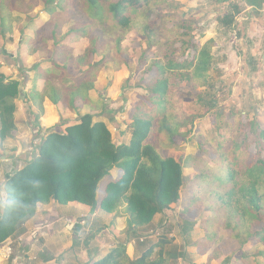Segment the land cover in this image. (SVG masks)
<instances>
[{"label":"trees","instance_id":"trees-1","mask_svg":"<svg viewBox=\"0 0 264 264\" xmlns=\"http://www.w3.org/2000/svg\"><path fill=\"white\" fill-rule=\"evenodd\" d=\"M53 1L43 2L44 11L52 18L58 15L68 17L70 25L55 42L57 24L52 21L53 45L59 41L63 44L55 46L61 51L52 54L48 68L43 69L38 63L30 69L35 74L34 81L40 79L43 83L41 91H33L32 99L42 103L46 98L53 105L79 114L84 106L92 107L89 92L94 88V76L102 67V62L94 60L97 54L95 45L100 39L94 35L95 31L102 29L108 34L130 31L139 24L136 21L141 18L137 17L139 14L153 11L160 2L79 0L77 4H68L67 0H56L53 5ZM232 1H225L232 11H225L218 17L220 24L228 29L237 26L235 15L240 13V8ZM27 2L0 0L2 39L13 32L12 25L19 19L12 13L26 14L29 11ZM242 2L257 13L263 6V0ZM78 12L82 14L76 16ZM197 22L198 19L191 17L174 25L168 31L173 36L164 41V56L151 60L146 71L154 69L155 74L143 86L142 99L130 108L127 125L131 134L127 143L113 140L101 112L100 117L88 112L79 115L74 124L62 131L57 128L49 130L33 145L23 165L2 182L0 246L22 231V226L36 215L38 204L51 202L63 206L77 203L91 213L111 214L114 220L124 218V232L135 237L157 215L178 202L184 185L183 169L194 167L197 175L194 177L196 185L192 203L204 205L205 211L209 212L202 227L212 224L214 228L221 226L230 231L240 247L238 251L252 241V247L262 249H257L251 256L243 251L241 254L235 252V260L241 259V264H264V126L257 121L254 108L241 112L253 117L244 126L232 122L224 110L217 107L216 100L209 97L215 41L208 39L202 45L198 44L194 39ZM144 27L149 29V26ZM26 28L28 26L24 23L17 30L22 33ZM178 29L182 31L178 32ZM242 30L245 31L244 27ZM149 32V36L155 35V31ZM42 39L47 40L46 37ZM74 39L90 42L75 56L71 54L73 47L66 48L64 44ZM176 42L180 44L179 55L184 56L183 59L174 57L178 53L171 46ZM113 43L117 57L120 38ZM60 52L64 56L58 58ZM0 61L5 66H19L3 51L0 52ZM22 85L23 82L8 80L0 73V141L12 137L16 129L14 114ZM187 100H194L207 111L199 115L185 110ZM205 115L211 119L212 137L210 140L200 138L198 143L204 157L207 153L214 155L210 162L197 156H187L181 161L163 153L166 147L188 141L194 122ZM113 168H117L119 174L110 179L109 172ZM102 179L105 182H102L100 195ZM102 229L103 226L95 228V233ZM166 243L171 240H141L138 255L133 257L126 254L124 244L118 243L88 264H168L163 251ZM155 253L157 256L152 258Z\"/></svg>","mask_w":264,"mask_h":264},{"label":"rangeland","instance_id":"rangeland-1","mask_svg":"<svg viewBox=\"0 0 264 264\" xmlns=\"http://www.w3.org/2000/svg\"><path fill=\"white\" fill-rule=\"evenodd\" d=\"M11 1H18L19 3L28 1L27 6L30 9L26 14L12 13L13 17L19 19L12 25V33H7L5 39L0 36V48L6 45L5 48L9 52L7 54L15 55V57L11 56V59H15L19 66L16 64L8 67L12 72L16 71V75L22 76L24 74L26 76L20 82H23V86H21L24 89L23 93L27 94L28 91L25 88H27L28 79L32 80L28 75H32V71L30 72L32 67L30 66L40 63L42 68L46 69L50 66L51 54L61 51L55 46H60L63 43L59 41L57 45H53V39H51L52 21L57 24L54 37V41L57 42L56 40H60V36L67 32L70 25L69 18L59 15L54 18L50 17V14L44 11L43 2L45 0H7V2ZM67 1L68 4L70 2L79 3V0ZM225 1L159 0L160 4L154 6L153 11L142 12L137 16H141L136 20L139 24H136V27L130 31L108 34L105 30H96L94 35L99 36L100 39L95 45L97 54L94 60L102 62V67L94 76V88L89 92L92 107L84 106L79 114L90 112L94 115L98 114L100 117V112L102 115L108 113L110 114L109 118L113 119L112 117H114L121 125L122 123L127 125L130 108L134 102L142 99L145 93L143 86L155 74L154 69L149 72L146 69L151 60L164 56L166 51L164 41L167 37L173 36L168 31L173 29L174 25L177 26L176 24L183 19L193 17V19L199 20L194 27V39L198 41V44L202 45L208 39L215 41V46L212 49L215 60L214 70L210 73L212 87H210L209 97L216 100L217 107L222 108L227 114L226 117L232 122H238L244 126L253 117L252 114L245 115L241 112L243 109L251 110L254 108L257 112V121L264 126V0L261 11L258 13L245 6L242 0H233L232 3L240 8V13L235 15L237 26L231 29L223 27L218 19L225 11L228 13L232 11L230 6L227 8ZM55 2L56 0L52 2L53 5L56 4ZM81 14L78 12L76 16ZM24 23L28 28L24 29L22 33L18 32V26H23ZM145 25L149 26V29H145ZM242 26L245 29L244 32ZM28 30L32 32H29L30 37L25 35ZM149 30L155 31V35L149 36ZM238 30L241 31V34ZM181 31L178 29V32ZM20 35L24 39L19 46ZM45 35L48 37L47 40L42 39L46 37ZM117 38H120V43L117 44L119 55L116 57L113 42ZM89 43L87 39H74L64 42L66 48L73 47L71 50L73 56L80 54ZM179 47L178 42L171 46L176 54L178 53L174 57L183 59L184 56L179 55L181 54ZM16 51L20 52V58L15 54ZM37 51L39 52L38 55L32 57V53ZM24 54L31 55L33 59L25 63L22 60ZM62 56L64 54L58 58ZM21 70H23V74H21ZM54 82L57 84L56 80ZM41 84L43 83L39 82V88H41ZM19 99L22 100V97ZM20 100H18L19 103ZM186 102L185 110L189 112L203 115L207 111L194 100H187ZM229 115L232 117L230 118ZM210 122L211 119L206 115L196 120L191 138L186 142L164 148L163 153L172 155L181 161L187 156H197L210 162L214 155L207 153L204 157V154L200 152L198 143L200 138L211 139ZM112 125L114 126V123H108L115 141L120 142V139H117L119 131L115 130ZM32 145L30 143L25 145V149ZM194 169V167L183 169L184 185L180 191L178 202L164 211L156 222L146 229L139 230L135 237L122 234L115 238L119 244L125 245L126 254L129 257L138 255V242L141 240L155 242L159 238L171 240V243H166L163 246L164 256L168 264H241V259L235 260V252L241 254L243 251L247 256H251L257 249H262L260 246L252 247V241H248L238 251L240 247L232 239L230 231L221 226L214 228L212 224L209 226L205 224V227H202V222L208 217L209 212L205 211L204 205L192 203L194 201L192 192L196 185V178L194 177L197 175V171ZM102 182L105 180L102 179L100 182V195L103 190ZM58 206L59 213L61 212L60 214L65 216L67 209L63 205ZM122 211L125 212V207H122ZM85 218L84 215V220H86ZM97 221L98 224L95 225L102 224L104 221L109 222L110 219L101 218ZM94 226L93 228H86L85 231H80L78 237L74 238L73 249L75 251H84L89 246L96 249L97 252L103 250L106 253L111 247L113 248L118 244L110 235L109 230H105L100 236H97ZM126 237H129V242L125 241ZM103 243H105V247L101 249ZM156 256L155 253L152 258ZM257 260L262 263L261 258Z\"/></svg>","mask_w":264,"mask_h":264},{"label":"crops","instance_id":"crops-1","mask_svg":"<svg viewBox=\"0 0 264 264\" xmlns=\"http://www.w3.org/2000/svg\"><path fill=\"white\" fill-rule=\"evenodd\" d=\"M260 11L261 10H258V12ZM26 32L27 34L25 35L30 37L29 32L31 31L28 30ZM19 37L18 45L20 46V42L23 41L24 37L21 35ZM46 38L48 39L47 36ZM5 46L0 49L7 54L8 50ZM38 53V51L32 53V57L37 56ZM15 54L20 58V52L18 53L16 51ZM11 56L15 57V55L12 54ZM26 56L27 55L24 54V58H22L25 63L33 59L31 55ZM0 64V73H2L6 79L24 80L25 76L21 78L20 75L18 76L15 74L17 73L16 71L12 72L9 67H6L1 61ZM35 64L30 67H33ZM33 74L34 72H32V75L28 74L30 75L29 78L32 80L30 81L27 78L28 83L26 85L27 88H25L28 91L26 92L27 94H24V89L21 88L20 93L22 100L17 99L16 101L17 110L14 114L16 129L12 133L13 136L6 138L4 141H0V200L3 197L2 182L23 165L29 152L33 150V145L37 144L42 136L49 130L57 128L62 131L66 126L74 124L80 115L76 112H70L59 106L53 105L46 98L42 103L34 101L32 99L33 91H41L43 84H41V88H39V82H42V80L38 79L35 82V74ZM18 100H20V103ZM109 115L108 113H104L102 118L107 125L108 123H114V126L112 125L113 128L119 131L117 139H120V142L117 143H127L130 138L129 134H131L129 125L123 123L121 125L114 117H112L113 119L109 118ZM112 137L115 141L113 134ZM29 143L33 145L25 149V145ZM118 174L119 170L113 168L109 172L108 178L114 179ZM64 207L67 209L65 216L61 215V212L59 213V206L54 202L46 205L38 204L36 215L22 226V231L0 246V253L6 248H9L11 251L8 258H3L0 255V264H88L90 260H95L103 256L105 254L104 251L101 250V252H97L93 247L90 248L87 246L84 251L81 250V252H79V250L77 252L73 249L74 238L78 237L80 231H85L88 227L93 228L98 222L97 219L100 220L101 218L110 219V221H104V223L99 224L100 226H94L96 228L103 226V230L96 233L97 236H100L105 230H109L110 235H112L114 239L122 234L128 236V234L123 232L125 228L124 218L119 217L114 220L111 214L107 215L99 211L91 213L87 207L77 203H70ZM84 215L86 220H84ZM160 216L161 215H157L152 223L156 222ZM152 223L150 225H152ZM128 238L129 237H126V242H129ZM100 242L102 241L100 240ZM115 242L119 243L117 239H115ZM104 247L105 243L102 244L101 249Z\"/></svg>","mask_w":264,"mask_h":264},{"label":"built area","instance_id":"built-area-1","mask_svg":"<svg viewBox=\"0 0 264 264\" xmlns=\"http://www.w3.org/2000/svg\"><path fill=\"white\" fill-rule=\"evenodd\" d=\"M10 253H11L10 249H9V248H6V249L3 250L2 253H0V255H1L3 258H8V257L10 256Z\"/></svg>","mask_w":264,"mask_h":264}]
</instances>
